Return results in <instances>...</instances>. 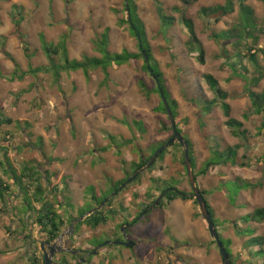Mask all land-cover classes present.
Wrapping results in <instances>:
<instances>
[{
  "label": "rangeland",
  "instance_id": "374dc122",
  "mask_svg": "<svg viewBox=\"0 0 264 264\" xmlns=\"http://www.w3.org/2000/svg\"><path fill=\"white\" fill-rule=\"evenodd\" d=\"M24 1L27 6L21 12L16 11V14L11 5H0L1 14L8 12L9 15L15 14L16 18L15 25L13 16H10V20H0V50L7 49V44L12 40L16 44L15 49L27 48L34 56L32 61L29 60L32 63L27 61L20 67L23 71L50 67L42 44L46 41L55 45L64 37L67 38L70 59L80 61L84 57L100 58L95 42L107 29L110 30V53L121 54L125 50L138 52L137 41L130 32V26L122 23L125 18V0ZM238 1L235 0L236 9L232 15L206 17L201 14L203 8L225 6L227 0H192L189 6L180 0H135L137 14L146 27L153 56L165 74L173 100L178 104L176 125L184 128L187 135L185 138L193 142L194 149L196 147L200 157L199 166H202L210 154L198 131L203 121L207 120L201 111V107H205L202 98H214V93L203 78L205 74L216 76L227 88L232 101V115L250 131L248 133L251 144L261 150L258 151V156L264 155V133L259 134L263 131L261 128L264 115L252 114V103L244 80L236 79L233 85L226 81L229 77H235L229 64L236 60L231 59L228 62L222 58L223 51L235 56L243 50L234 49L231 41L214 39L216 34L219 35L238 24ZM247 5L254 10L264 28V0H250ZM159 9L165 15L175 18L173 27L163 28ZM26 13L29 14L27 18ZM182 14L194 22L196 35L205 52L204 65L197 59L199 51H189L187 44L190 33L181 21ZM19 23L20 27L17 26ZM4 42L2 47L1 43ZM259 47L264 49V35ZM260 60L264 67V59ZM10 61L0 51V115L13 121L12 125L3 127L1 132H10L12 135L8 137L10 145L7 147L10 149L11 162L18 173L26 166L35 167L44 177L47 178L45 174H48L51 179L50 188L56 186L62 191L60 198L65 206L60 214L65 220L69 217L75 220L73 226L68 224L63 230L67 234L61 244L62 248L97 250L107 242H123L127 236L131 242L138 243L137 247L140 245L137 254H134L135 250L113 245V250L109 247L100 250L92 264H118L115 257H120L121 250H128L123 263L133 258L136 260L135 257L142 254L149 258L148 264H223L219 249L213 244L214 240L195 200H178L165 204L158 211L155 209L149 217L144 216V220L133 228L135 235L132 231H127V227L120 229L126 219H136L152 198L158 197L159 191L167 186L175 187L174 189L189 196L192 194L185 167L181 162L180 147L168 148L156 161L154 172L148 169L141 174L139 180L114 197L112 208L117 215L110 217L106 226L95 230L83 226L77 234L75 229L74 232L71 231L77 225V216L80 213L97 206V203L102 207L117 192L112 186L132 175L136 164L155 154L160 149V143L172 136L171 132L161 131L164 126L170 128L172 125L168 117L158 109L161 99L154 92L150 95L144 94L140 87L139 82H143L149 90H155V83L143 69L142 60L122 66L118 70L109 69V76L101 69L91 71L89 79L82 71L64 73L61 87L55 84L53 75L48 73L28 76L22 83H11L2 79L1 77H9L15 71V65L13 69V62ZM222 63L224 67L220 66ZM244 64L249 70L248 78L252 79L256 74L255 68L247 59ZM262 91L264 81L255 89L258 93ZM219 116L226 118L224 110L218 105L211 117L215 119L213 124L216 127L223 123ZM135 122L143 124L146 131L144 134ZM227 134L223 133L225 139L228 143L233 142V138ZM129 140H133L132 143H126ZM137 146H140L142 153ZM250 152L252 151L247 146L239 154L238 166H226L221 173L223 177H229L228 181L240 179L256 188L241 191L235 201L239 189L236 184L227 181L222 185L223 189H219L220 193H207L206 196L215 219L219 221L218 233L224 240L231 242L233 256L243 261L248 260L247 243L251 237L239 236L235 227L239 226L242 230L254 228L256 234L253 237L264 239V223L246 225L241 221L256 208H264V169L258 166ZM192 157V165L196 169V159L194 155ZM244 163L247 166H240ZM0 172V176L6 179L3 171ZM155 179H159L157 184ZM200 183L207 191L219 186L217 176L204 178ZM13 193L16 198L13 203H9V207H17V204L20 206L22 197L16 188H13ZM231 201H235V204ZM1 207L0 203V212ZM27 220L30 224L27 235L37 242L36 251L25 246L22 236L16 230L21 226L20 222L10 215L0 213V251L3 252L0 255V264H32L29 257L33 252L37 253L39 264H43L39 244L44 237L39 228L32 225V217L28 216ZM251 248L253 251L259 250V247ZM109 252H112L111 256L108 255ZM82 254L83 257L84 253ZM62 258L64 254H58L54 260L59 263ZM139 261L136 260V264ZM71 264L79 262L71 260ZM255 264H264V259Z\"/></svg>",
  "mask_w": 264,
  "mask_h": 264
},
{
  "label": "trees",
  "instance_id": "16d2710c",
  "mask_svg": "<svg viewBox=\"0 0 264 264\" xmlns=\"http://www.w3.org/2000/svg\"><path fill=\"white\" fill-rule=\"evenodd\" d=\"M0 1L6 2L8 0H0ZM180 1L183 2L186 6H189L190 3L192 2V0H180ZM248 1L250 0L238 1L240 7L239 10L240 19L238 21V24L232 27L231 29L222 32L219 35L216 34L214 36V39L218 41L222 39L226 42L231 41L233 42L234 49L242 48L243 51L237 53L235 56H230L229 53L225 50L222 53L223 54L222 58L227 59L228 62L231 59L236 60L235 62H230L229 64L230 65L229 67L233 70V73L235 75V77L234 76L230 77L229 80L231 81L234 78H238L244 80L247 83L248 86L247 93L252 103V114L261 116L264 115V91L258 93L255 92V89H257L260 86V84L264 81V67L261 65V60H260L261 58L264 59V49H261L259 47V42L262 38V35H264V28H262V22L259 21L258 18L256 17L254 10L249 5H247ZM235 9H236L235 0H227L225 6L203 8L201 10V14L206 17L216 16V15L226 17L232 15L235 12ZM175 11H178V9L175 8ZM124 13H125V18L122 21V23L128 24L130 26V32L137 41V46H138L137 53L129 52L126 50L123 51L121 54L110 53V51L108 50L110 43V39H109L110 30L107 29L102 34V36L95 42L97 51L101 55L100 58L84 57L83 60L80 61L75 59L73 60L70 59L66 37H64L63 40H61L58 44L55 45L44 41L42 44V50L50 62V67L29 68L28 71H23L20 68V66L15 62V60L10 58V60L15 64V71L11 76L9 77L3 76L1 78L8 80L11 83H14V82H22L28 76H36L40 73H45V74L48 73L53 75L55 79V84L61 87L62 74L64 73L70 74V73H76L82 71L85 77L89 79L91 71L101 69L103 70L106 76H109L108 74L109 69L118 70L122 66L132 65L142 60L144 62L143 69L148 73V75L153 79L155 83V90L151 91L149 90V88L145 83L139 82L142 91L144 92V94L147 95H150L152 92L156 93L161 99V104L158 109L160 112L164 113L168 117L167 108L163 102V100L165 99L168 102V105L176 119L178 117V113H177L178 104L173 100L172 95L167 87L165 74L161 70L159 63L156 62L153 56L152 47L148 42L146 27L137 14L138 7L135 3V0H125ZM159 19L161 24L163 25V28L165 29H169L173 27L175 23V18L165 15L164 11H162L161 9H159ZM181 21L187 27L190 33V40L187 44L189 47V51L192 53L199 51V56L197 59L200 64L204 65L205 52L196 35L194 22L188 19L184 14H182ZM4 44L5 42L1 43L2 47H4ZM5 55L7 57H10L7 53H5ZM246 59L249 60L250 64H252V66L255 68L256 71L255 72L256 74L253 75L252 79L248 78L249 70L247 69L246 64H244ZM228 62L226 61V64ZM203 78L206 81L207 85L209 86L210 90L214 93V99L212 101L206 100L205 102V100H203V102L205 103L204 117H206V114H210L216 106L218 105L221 106L222 109L224 110L225 117L228 119L225 125L228 128L232 129L233 131L232 134L234 136L247 141L250 134L248 133L247 130L243 129L244 124L231 117V106L227 103V100L230 98V95L221 89L219 81L213 75L205 74ZM161 91L163 93L164 98L161 96ZM12 124L13 121L11 119L0 115V170L3 171L6 177L5 179L0 176V203L2 205L0 213L4 215H10L11 217L17 219V222H20L21 226L16 230L22 236L21 238L23 239L25 246H27L29 250L35 249L34 251H36L37 242L33 240L31 236L27 235L28 228L30 226L27 220L28 216L32 217L33 219L32 225L37 226L39 228L40 233L44 237L42 242H47V241L54 242L58 240L59 237L62 235L64 228L68 224L71 225L72 222L74 221V218L72 217L71 220V217H69L68 220H65L60 214L61 209L65 206V204L62 202V199L60 198V194L62 195V191H60L59 188L56 186L50 188L51 179L50 177H48L47 173L45 174L47 175L46 178L43 176L40 170H38L35 167H29V166L23 168L21 173H18L15 167L13 166L11 159L9 157L10 149L9 147H7V145H10V141L8 140V137L12 135L10 134V132H6V133L1 132L3 127L10 126ZM123 124H125V122H123ZM134 124L137 125V127L143 134L146 132L143 127V124L138 122H135ZM176 126H177V131L185 138L184 130L181 129L180 126L178 125ZM203 129H204V125L201 124V131ZM261 129L263 131L259 133L260 135L264 133V122ZM161 131L171 132L172 136L167 141L160 143V148L164 146L173 137L174 134L172 125L170 128L164 126ZM186 140L189 142L190 157L193 163V157H192L193 145L188 139ZM132 141L133 140H129L126 141V143H132ZM217 144L218 146H220L219 142H217ZM171 147H180V149L182 150L180 153L182 157L181 162L182 165L185 167L184 152L182 146L180 144H175ZM137 149L139 150L140 153H142L140 146H137ZM241 149L242 146L237 145L235 147L224 149L223 151H221L220 149L216 150L212 154L211 159L204 164V167L199 172L195 173L197 179L201 176L207 175L210 169H214L216 167L220 168L229 165L233 167L238 166V158L240 157L239 151ZM164 153L165 151L160 155L159 158H161V156ZM153 155L154 154H151L149 158L142 159L140 163L136 164L133 174L132 175L130 174L125 179L115 183L112 186L113 190L118 191V195H120L121 192L125 191L128 186L120 191H119V187L124 183H126L127 180L130 179L135 174V172L147 166ZM255 161L258 164V166L264 169V155H260V156L257 155V157H255ZM240 166L242 167L247 166V164L244 163L241 164ZM153 168L154 169L156 168L155 164H153V166H151L149 170L154 172ZM140 178L141 175L138 176L135 181L139 180ZM158 180L155 179L154 182H156L157 184ZM228 182L232 184H236L237 188L239 189V192H237L236 197L234 199L235 201L239 197L241 191L256 188L255 185H252L247 182L243 183L241 182L240 179H236L232 182L231 181ZM13 188H16L20 197H22L20 206H18L17 204V207L16 206L9 207V203H13L16 198V196L14 197L15 194L13 193ZM174 188L167 186L165 189L160 190L159 196L152 198V201L148 203L146 207L143 208L144 210L142 211V213L136 219H134L133 224H131L130 226L133 228L135 225L141 223L144 220V219L142 220L144 216L145 218L149 217L153 212H148L146 215H143V212L147 211L151 206H153V204L157 201V199L160 196L164 194V192ZM225 189L227 188L225 187ZM202 194L204 195L208 203L209 201L206 197L207 192L202 191ZM183 195L184 196H181L179 193H176L174 191H169L164 197V199L160 202V204L158 205L155 211L162 209L165 204H172L178 200H182V201L194 200L191 199L189 195H187L186 193H183ZM51 196H52V200H50ZM229 197L231 200L232 197L230 196V193H229ZM106 198H108V196ZM113 200L114 199H112L109 202V204L106 206L104 210L96 211L93 215L89 216L84 221L83 224L80 225H86L94 230L98 229L100 226H106L107 223L109 222L110 217H115V215L117 214L116 212L111 211L110 216L104 215V211L112 207ZM235 201L234 202L231 201V203L235 204ZM195 204L198 206L196 201ZM98 206H100L99 203H97V207ZM209 208L211 210L214 224L217 228L218 226L217 223L219 221L215 219L214 213L210 205ZM86 214L87 211H84L82 214L80 213V215L77 216V219H81V217H83ZM241 221L243 222V224L246 225L263 224L264 208H256L252 213L246 214L241 219ZM235 228H237L238 230L237 234L239 236H249L251 237V239L247 243L248 260L243 261L233 256L232 251L230 250L231 242L224 240L222 238V235L219 233L221 241L225 246L232 263L255 264V262L259 260H263L264 239L261 237H256V238L253 237L256 234V230L254 228L249 227L247 230H242V228L239 226H236ZM78 230L79 227L76 228L75 234H77ZM126 234H128V232ZM213 244L217 246V244L214 241ZM136 246L137 244L136 242H134L133 247H126V248L134 250ZM251 247H259V250L253 251ZM87 252H89V250ZM0 255H3L2 251H0ZM67 255L68 254L64 255V258L59 263L55 262L54 260L53 264H71V261H69L67 257H65ZM93 258L94 257L89 258L87 260V264H91ZM29 260L32 264H39L40 262L36 252H33L31 254ZM41 261L43 264H45L44 256H42ZM79 264H83V263L81 262Z\"/></svg>",
  "mask_w": 264,
  "mask_h": 264
},
{
  "label": "crops",
  "instance_id": "0c3cea01",
  "mask_svg": "<svg viewBox=\"0 0 264 264\" xmlns=\"http://www.w3.org/2000/svg\"><path fill=\"white\" fill-rule=\"evenodd\" d=\"M0 5H4V6H9V5H11V7H13V8H15L14 10H15V14H16V11H18L19 10V12H21V11H23V9L25 8V6H27V4H25V1L24 0H8V1H6V2H3V1H0ZM21 10V11H20ZM15 14L14 15H12L11 13H10V15H9V13L8 12H4V13H0V20L2 21V20H10V16L12 17V21L14 22V25H15V21H16V18H14V16H15ZM27 15L25 16V18H27L28 16H29V14L28 13H26ZM4 17H5V19H4ZM20 20V19H19ZM10 22V21H9ZM2 24L1 25H3V22H1ZM18 27H20V23L17 25ZM3 28H5V26H3ZM0 30H2V27H0ZM1 36V35H0ZM3 36V35H2ZM4 38H6V37H4ZM1 40H3L2 38H1ZM15 47H16V44H15V42L14 41H12V40H10L9 41V43L7 44V49H4V48H1V55L2 56H6L5 55V53H7L10 57H7V58H12L13 60H15V62L21 67L23 64H26L27 63V61L29 62V63H32L31 61L34 59V56L32 55V54H30V52H28V50H27V48H25V49H15ZM2 49H4V50H2ZM25 50H27V51H25ZM26 55V56H25ZM26 60V61H25ZM29 60H31V61H29ZM10 62H12V61H10ZM12 64V68H13V66L15 65L14 63H11ZM220 66H222V67H224V65H223V63H222V65H220ZM14 68H15V66H14ZM13 68V69H14ZM212 75V74H211ZM214 76V75H213ZM218 81H219V84H220V87H221V89L222 90H224L225 92H227L228 94H230L229 93V91L227 90V88H225L224 86H223V84H222V82H221V80H219L216 76H214ZM27 78V77H26ZM25 78V79H26ZM230 78V77H229ZM229 78L226 80L228 83H231V85H233L235 82H234V80H236V79H238V78H234V79H232L231 81L229 80ZM22 83V82H21ZM214 99V98H213ZM212 99V100H213ZM231 96H230V98L227 100V103L231 106ZM202 100H205V102H206V100L207 99H203L202 98ZM212 100H209V101H212ZM196 103V102H195ZM216 108V107H215ZM215 108L212 110V112L210 113V114H206V119L207 120H205V121H203L204 123H203V125H204V129L201 131V127H200V130L198 129V131H199V134H200V136H201V138L205 141V143H206V147H208L207 149H208V151L210 152V154H209V157H208V159L202 164V166L200 165H198V162H200V157H199V155L197 154V149H196V147H195V149H194V144H193V142L192 141H190L189 139V141L192 143V145H193V155H194V157H195V159H196V169H194V172L195 173H197V172H199L203 167H204V164L207 162V161H209L210 159H211V157H212V154L216 151V150H221V151H223L224 149H227V148H231V147H235V146H237V145H240V146H242V149L239 151V154H240V152L242 151H244V150H246V148H247V146H248V150H251L252 152H250V153H252L251 155L253 156L252 158H254L255 159V157H257V155H259V152L258 151H261V150H257L252 144H251V142H250V139L248 138V140L247 141H245L244 139H241V138H238V137H236V136H234L233 134H232V129H230V128H228L225 124H226V122L228 121V119L227 118H221L220 116H219V118L220 119H222V122L223 123H221V125H218L217 127L215 126V124H213V121H215V119H212L211 117L213 116V114H214V111H215ZM201 111L204 113V115H205V109L203 108L202 109V107H201ZM231 117L233 118V119H235V120H237V121H240L236 116H233L232 115V107H231ZM208 119H212V120H208ZM241 122V121H240ZM242 123V122H241ZM181 129H184L182 126L180 127ZM243 129H245V130H247L248 131V129H246L245 128V126H244V128ZM184 132H185V130H184ZM249 133H250V131H248ZM223 133L225 134H227V136H229V137H232L233 138V142H230V143H228V141L225 139V137L223 136ZM186 134V132L184 133V135ZM185 136H187V135H185ZM227 141V143H224V141ZM225 141V142H226ZM235 141V142H234ZM217 142H219L220 143V146H218V144H217ZM232 143H234L233 145H232ZM214 144H215V146H214ZM252 145V146H251ZM262 146V145H261ZM220 147V148H219ZM262 148V147H261ZM231 165H229L228 167H230ZM224 168H227V167H216V168H214V169H210V171L208 172V174L207 175H205V176H201V177H199L198 179H197V181H198V185H199V187H200V189L202 190V191H205V192H207L209 195L210 194H212V195H214L215 193H217V192H219L220 193V191H219V189H223L222 188V185L223 184H226L227 183V181H228V176L227 177H223V174L221 173L222 171H223V169ZM210 176H217V180L219 181V186L217 187V188H214V189H212L211 191H207L206 189H204V188H202L201 187V183H200V181L201 180H203L204 178H208V177H210ZM212 192V193H211ZM211 195V196H212ZM176 202V201H175ZM142 229H143V226L141 227ZM137 230V229H136ZM132 233L135 235L136 234V232L132 229ZM143 243V242H142ZM142 245V244H141ZM139 246L140 245H138V247H136L135 248V252H134V254H137V251H138V248H139ZM113 250V249H112ZM128 251V250H127ZM127 251H125V250H121V252H120V257H122V258H118V257H115V262H117L118 264H136V260H140L138 263L139 264H148V262H149V258H145L142 254H141V256H139V257H135L136 258V260L134 259H131V260H129V262H127V263H123V258H125L126 257V254L128 253ZM113 252V251H112ZM112 252H109L108 253V255L109 256H111V253ZM140 253V252H139ZM105 256H107V255H105ZM125 256V257H124Z\"/></svg>",
  "mask_w": 264,
  "mask_h": 264
},
{
  "label": "water",
  "instance_id": "95a60500",
  "mask_svg": "<svg viewBox=\"0 0 264 264\" xmlns=\"http://www.w3.org/2000/svg\"><path fill=\"white\" fill-rule=\"evenodd\" d=\"M161 96L163 97L162 91H161ZM163 102L167 108L168 117H169L171 124H172L173 133H174L173 137L154 154V156L150 159L148 165L145 166L144 168L140 169L139 171H137L130 179H128L127 182L121 186L119 191L125 189L127 186H129L131 183H133L139 175L143 174L151 166H153V164L156 163V161L158 160V158L160 157V155L164 151H166L168 148H170L171 146H173L175 144H180L183 148L186 173H187L190 188L192 190V194L190 195V198L194 199L197 202V204L200 208L201 214H202V216H203V218H204V220L208 226L210 236L212 237L214 242L217 244V247L219 249V252L221 254V257L223 259L224 264H233L225 246L223 245V243L221 241L218 230L214 224L209 205H208V203H207V201H206L204 195L202 194V191L198 185L197 177L195 175L194 168H193L192 161H191V157H190L189 142L177 131L176 120H175V117H174V115H173V113H172V111L168 105V102L165 99L163 100ZM169 191H174L176 193H179L181 196H184L183 193L179 192L177 189L167 190L166 192H164V194L162 196H160L157 199V201L153 204V206H151L147 211H145L143 213V215H146L148 212L154 211ZM117 193H118V191L113 196H111L102 205V207H100L98 210L100 211L114 196H116ZM91 214H93V212H90V215ZM84 219L85 218H83L82 220H84ZM72 230H73V228H72ZM66 234L67 233H63L59 237V239L54 241L53 243L42 244L45 264H53V258L55 257V255H57L58 253H62L64 251L63 248L61 246H59L57 243L64 240ZM112 245H121V246H125V247H127V246L131 247L133 245V243L128 241V242H116L114 244L107 242L106 244H104L105 247L112 246ZM45 246H47L48 249H46ZM99 249L100 248H98L93 254L96 255L97 251Z\"/></svg>",
  "mask_w": 264,
  "mask_h": 264
},
{
  "label": "flooded vegetation",
  "instance_id": "af4514ba",
  "mask_svg": "<svg viewBox=\"0 0 264 264\" xmlns=\"http://www.w3.org/2000/svg\"><path fill=\"white\" fill-rule=\"evenodd\" d=\"M139 171V170H138ZM136 173V172H135ZM140 176V175H139ZM93 188V187H92ZM179 192H180V190H178ZM116 195H118V193L116 194ZM115 197V196H114ZM114 197L112 198V199H114ZM190 197V196H189ZM105 199H107V198H105ZM111 199V200H112ZM110 200V201H111ZM109 201V202H110ZM109 202L100 210V211H102V210H104L105 208H106V206L109 204ZM99 207L100 206H95V207H93V208H91V209H89L88 211H87V214L86 215H84L83 217H81V219H79L78 221H77V225H75L74 226V228L73 229H75L76 230V228L77 227H79V229H80V227H83V226H86V225H80V224H83L84 223V221L89 217V216H91V215H93L96 211H99L98 209H99ZM111 211L112 212H115L114 210H113V208L111 207L110 209H108V210H106V211H104V215H106V216H109L110 214H111ZM90 212H93V214H91L90 215ZM107 213H108V215H107ZM144 213V212H143ZM117 215V214H116ZM118 215H120L121 216V213L120 212H118ZM83 218H85L84 220H82ZM75 221V220H74ZM74 221L72 222V224H71V226H73V223H74ZM133 222H134V220H132V221H129V220H125V222H124V225H122L121 227H120V229L122 228V227H127L126 229H128L127 231H132V229L135 227V226H137V225H135L133 228L130 226L131 224H133ZM108 224V223H107ZM79 225V226H78ZM87 228H89V229H91V230H94V229H92V228H90V227H88V226H86ZM73 231V230H72ZM79 231V230H78ZM74 232V231H73ZM75 233H76V231H75ZM127 235V234H126ZM131 242V240L127 237V236H125V238L123 239V242ZM120 242H122V241H120ZM48 243H53V242H49V241H47V242H42V243H40L39 245H40V251L42 252V254H43V256H44V253H43V249H42V244H48ZM133 243V245H134V242H132ZM136 244H138L137 242H136ZM133 245L131 246V247H133ZM113 246V245H112ZM112 246H107V247H109L110 249H112L111 247ZM184 246V245H183ZM125 247V246H124ZM128 247V246H127ZM137 247V246H136ZM187 247V246H186ZM45 248L46 249H48V247L47 246H45ZM100 249L97 251V254L96 255H94L93 253L96 251L95 250V248H94V250H89V252H87L88 250H82V249H78V250H69V249H64L63 248V252L62 253H58V254H64V255H66V254H68L69 255V257H67V259L69 260V261H74V260H78V262L79 263H83V264H85V263H87V260L89 259V258H92V257H96L97 255H98V253H99V251L100 250H102L103 248H106L104 245H101L100 247H99ZM135 250V249H134ZM82 253H84V256L82 257ZM57 254V255H58ZM56 256V255H55ZM55 258V257H54ZM54 258H53V262H54ZM63 259V258H62ZM61 259V260H62ZM44 262H45V260H44ZM93 263V261L91 262V264Z\"/></svg>",
  "mask_w": 264,
  "mask_h": 264
},
{
  "label": "bare ground",
  "instance_id": "6f19581e",
  "mask_svg": "<svg viewBox=\"0 0 264 264\" xmlns=\"http://www.w3.org/2000/svg\"><path fill=\"white\" fill-rule=\"evenodd\" d=\"M62 243H63V240H62V241H60L58 245H59V246H61V244H62Z\"/></svg>",
  "mask_w": 264,
  "mask_h": 264
}]
</instances>
